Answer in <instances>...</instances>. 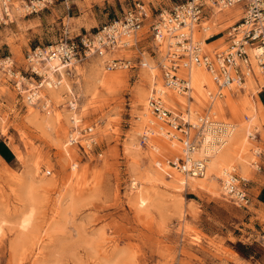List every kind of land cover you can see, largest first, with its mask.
I'll use <instances>...</instances> for the list:
<instances>
[{"label":"rangeland","instance_id":"rangeland-1","mask_svg":"<svg viewBox=\"0 0 264 264\" xmlns=\"http://www.w3.org/2000/svg\"><path fill=\"white\" fill-rule=\"evenodd\" d=\"M63 1L49 0L38 12L27 13L21 8L24 1L14 0V21L0 26V148L8 156L0 153V264H264V209L253 198L264 186V114L260 112L252 123L253 136L247 135L250 142L242 147L243 156H250L248 163L254 164L248 167L249 175L241 176L237 165L228 168L247 179L252 189L249 208L225 195V170L217 180L216 191L194 190L188 184L180 192L175 191L169 186L171 175L188 180L191 177L158 162L179 155L180 144L175 152L162 147L153 152L150 144H157L158 139L170 141L155 134L149 144L142 142L151 125L149 120L142 123L139 119L144 105L137 102L138 90L145 87L148 99L153 86L162 84L159 63L164 50L157 47L152 36L144 34L146 38L138 48L118 52L117 56L132 58L135 63L141 56L156 69V79H150L148 65L108 71L102 65L103 59L94 57L104 75L124 78L121 83L102 84L93 77L95 60L89 57L75 64L57 90L59 98L51 90H43L51 103L48 109L40 104L29 105L26 94L15 88L13 79L3 70L4 58L11 56L17 71L26 74L25 54L31 47L59 39L64 26L76 34L85 32L84 23L90 29V19L101 25L120 16L132 0H74L75 4L69 0L71 15L77 12L78 18H69ZM142 1L160 10L183 0ZM223 11L210 15L203 24L209 27L207 32L220 30L216 34L225 35L215 43L203 44L209 51L226 46L216 48L242 16L240 12L238 17L222 20ZM216 19L218 25H213ZM200 32L195 36L201 40L205 33ZM253 80L248 79L247 89L225 90L213 104V120L235 125L248 122L250 113L243 98L250 92L252 99L263 84L261 76L259 84L255 80L254 85ZM205 88V105L198 103L193 93L194 100L190 102L171 92L169 97L173 105L180 103L185 108L188 104L192 112L203 113L209 106L206 92L215 90V85L206 84ZM73 94L77 97L76 114L69 107ZM228 95L236 109L226 104ZM220 101L225 111L218 109ZM73 115L81 128L94 127L95 144L88 149L80 140V144L68 145L67 155L58 140L68 142ZM45 119L50 121L46 126L41 124ZM159 123L155 121V126ZM198 153L197 156L205 155ZM36 166L40 167L38 174ZM152 167L164 170V180L149 178ZM138 194L148 197L145 205L139 203Z\"/></svg>","mask_w":264,"mask_h":264},{"label":"built area","instance_id":"built-area-1","mask_svg":"<svg viewBox=\"0 0 264 264\" xmlns=\"http://www.w3.org/2000/svg\"><path fill=\"white\" fill-rule=\"evenodd\" d=\"M23 1L25 4L21 8L27 13L38 12L49 3V0ZM234 6L240 8L242 16L229 27L227 45L207 50L195 34L208 31L209 27L203 25L209 20L208 16L213 17ZM14 8V0H0V26L14 21ZM144 34L152 36L158 48L163 47L164 55L159 63L162 84H155L147 99L153 119L149 120L151 127L143 134L142 142L149 144L152 138L160 135L171 143L180 144L179 155L158 164L163 167L165 163L189 177H202L207 170L208 156L196 153L214 122L213 104L227 89H244L250 78L258 80L261 76V87H264V0H183L160 10H153L141 0H133L120 16L95 31L72 37L65 30L57 41L31 47L25 54L26 74L17 71L11 56L4 58L2 66L13 79L15 88L26 94L30 104L48 109L51 103L43 90L62 86L75 64L86 58H102L107 70L131 69L137 64L147 66L141 56L137 63L132 58L117 56L118 52L138 48L139 42L146 38ZM196 66H202L215 85V90L207 92L209 106L203 113L192 112L188 104L185 108L180 103L173 105L169 97L171 92L187 97L189 102L194 100L191 71ZM69 107L76 114L78 106L74 94ZM72 121L74 125L67 144H80V140H84L86 148H93L94 127L81 128L79 119L72 117ZM155 121L160 122L159 126H155ZM222 184L231 201L249 208L252 196L245 178L229 170Z\"/></svg>","mask_w":264,"mask_h":264},{"label":"bare ground","instance_id":"bare-ground-1","mask_svg":"<svg viewBox=\"0 0 264 264\" xmlns=\"http://www.w3.org/2000/svg\"><path fill=\"white\" fill-rule=\"evenodd\" d=\"M240 12H241L240 8L238 6H234V7H231L229 9H226L225 11H223L220 14V17L222 18V20L223 19H230L231 17H238V15L241 14ZM218 21L219 20L216 19V21H214V24L213 25H216V24L218 25ZM217 32H220V30L217 31ZM217 32H205V36H203V39H201L202 43L205 44L206 46L209 45L210 43H207L206 40L208 38H210L213 34H216ZM199 33H201V32H199ZM162 49H163V47H162ZM143 55H144V53H143ZM93 58H92V60H93ZM94 60H95V58H94ZM92 63L93 64H92V70L91 71L94 73V76L93 77H95V79L98 82H100L102 84H109V83H121V82L124 81V78L122 76H120V75H117V74L116 75H109V76L106 75V74L104 75L102 73V66L98 62V58L94 62L92 61ZM102 65H105V64H102ZM148 67L150 68V70L152 72L150 79H153V80L156 79V76H157L156 69L153 66H151V65H148ZM140 74H142V76L145 75V73H144V75H143V73H140ZM148 75H146L145 78H147ZM191 78H192V86H193V96L195 97V99H196V101L198 103L204 104L206 102V100H207V98L205 97V92H204V90H206V88H205L206 87V84H208V86L214 85L213 84V79H212V77L207 73V71L202 66H196V67L193 68V70L191 71ZM95 79H94V81H95ZM253 81H254V85H256L255 80H253ZM95 83H96V81H95ZM262 83H263V81H262ZM246 84H247V82H246ZM249 86H251V84ZM65 87H67V85ZM255 87H257V86H255ZM210 88H213V87H210ZM245 88L247 89L246 86H245ZM48 90H51L50 93H53V95L56 98H59L60 97V92L57 91V90H59V87L58 88H50ZM148 90H150V89H148ZM259 90H256V92H254V95L257 94ZM146 91L147 90H145V87H141L138 90L139 93H137L138 94V99H137L138 104L144 105L143 108H142L143 110L141 111V113L139 115V119L142 121V123H145L148 120H151L152 121V118L150 117V113H149L148 108H147V92ZM245 94H247L246 95V98H243V99H245V101H246L245 102V107H246V109L250 113V119H249V121L248 122H244L243 121L240 124L235 125L234 123H230L229 121H225V120L222 121L220 118H217V119H220L221 121L216 122L217 120L216 121L214 120V122L211 123V125L208 127V129L206 131L205 139H204V141L202 143V147L199 150V153L202 152V154L204 153L205 155L208 156V160H207L208 161L207 162V172H206V174L204 175V177H191L189 180L188 179H185V178L181 179L177 175L173 174V175H171L172 176L171 183H169L170 184L169 186L172 189H174L177 192H180L183 189V187L188 184L194 190H196V189H208V190L216 191V189H217L216 183H217V180L220 179L222 172L225 170V172H224V177H225V174L227 173V171H229L228 168L233 167L234 165L239 166L240 167L241 174H242L241 176H244L245 178H247V176L249 175V168L248 167H249L250 164H252V166H254V164L251 163L250 161L248 163V158L250 156L248 158H245L243 156L244 150L242 149V147L246 145L245 142H247V141L250 142L249 139H248V137H247V135H250L252 133V131H251V128H253L252 127V123L256 122V120L259 118L260 110H262L263 106L260 103L259 99L256 100L254 98V95H253V97L251 99V97L249 95L250 92H249V94H248V92H246ZM176 97H178V99H180V100H183L182 97H179L178 95ZM255 97H258V96L255 95ZM172 102H173V99H172ZM225 102H226L227 105H229L231 107V109H236V107L233 105L232 99H231V97H229V95L227 97V100H225ZM216 103H217V101H216ZM216 103H214V104H216ZM29 105H32V104H29ZM217 107H218V109L221 110V112L224 110L223 104L221 103V101H220V103H218ZM197 112H198V110H197ZM218 115H219V112H218ZM73 118H75L77 120V118L74 115H73ZM48 120L45 119L43 122H41V124H44L45 126L48 125L49 122H50ZM56 120H57V118H56ZM71 120H72V118H71ZM142 123H140V124H142ZM245 124H246V126H245ZM144 125H141V126H143V128H144ZM248 125H249V128H247ZM254 126H255V124H254ZM135 132H136V129H135ZM140 132H138V133H140ZM137 136L138 135H136V137ZM138 142H139V140H138ZM58 144H60L59 146L62 145V147L65 148L66 152L68 153L67 155L70 154L69 153V149H68L69 146H68V144L65 141H63V139L61 140L59 138ZM250 145L252 146V144H250ZM149 147H151V150L153 152H154V150H159L161 147L164 148V149H167L169 152H175V151L178 150V144L177 143H171V142L169 143L168 141L166 142V141H164L162 139H158L157 140V144L156 143L155 144H152V146H149ZM14 150H15L16 154L19 156V158H21V153L17 149H14ZM248 155H251V154H248ZM250 159H252V158H250ZM252 162H254V160ZM236 168H238V167H236ZM39 170H40V167L39 166H36V169H35L36 174H38L37 172H39ZM163 171L164 170H162V168L160 169V168H157V167L156 168L152 167V169L150 170V177L149 178H151V179H158V180H164V178L167 175ZM74 173H75V176L78 175L77 171L76 172L74 171ZM43 176H42V178H43ZM44 179H42V180H44ZM40 184H42V182H40ZM138 195H139L138 196L139 203L141 205H145V203H147L146 202V199L148 197L145 199L142 194H138ZM144 196H145V194H144ZM138 200L136 199V202H138ZM29 243H30V241H29Z\"/></svg>","mask_w":264,"mask_h":264},{"label":"crops","instance_id":"crops-1","mask_svg":"<svg viewBox=\"0 0 264 264\" xmlns=\"http://www.w3.org/2000/svg\"><path fill=\"white\" fill-rule=\"evenodd\" d=\"M71 1H73L72 2V4H75L76 3V1L74 2V0H71ZM133 1V0H132ZM142 1V0H141ZM64 3H65V5H66V9H67V11H68V16H69V18H78L79 16L77 15V12H76V14L75 15H71V6H70V4H69V0H65V1H63ZM144 2V1H143ZM69 10H70V12H69ZM155 10H157V9H155ZM66 11V12H67ZM82 16V15H81ZM118 17V16H117ZM116 17V18H117ZM64 18H66V16L64 17ZM113 19H115V18H113ZM113 19H111V20H113ZM208 19H210V16H208ZM90 21V25H89V27H90V29L88 28V23H84L83 24V26H82V29H84L85 30V32H91V31H95V30H97V28H99L100 26H102L104 23H106V22H108V21H105V22H103L101 25L99 24L100 22H92L91 21V19L89 20ZM110 21V20H109ZM65 28L63 29V33H64V31L65 30H68L69 31V36H72V37H75V36H78V35H80L81 33H85V32H83V31H81V32H78V33H76V34H72V30L68 27V26H64ZM63 33L62 34H59L60 35V37L61 36H63ZM32 35V34H31ZM225 35L224 34H213L212 35V39H211V41H209V42H207V43H210V44H212V43H215V42H217L218 40H220V39H222L223 37H224ZM52 37H55L54 35H51V37L50 38H52ZM59 37V38H60ZM57 40H58V38H57ZM57 40H53L54 42L55 41H57ZM228 40V38H226L225 39V41L223 42V44H221V45H218V46H216V48H219V47H223V46H225V45H227V41ZM50 43H52V41L50 40L49 41ZM47 44V43H46ZM256 83L257 84H259L258 83V80H256ZM258 99H259V101H260V103L262 104V106H263V111L262 110H260V112H262L263 114H264V87L263 88H261L260 90H259V92H258ZM263 117H264V115H262ZM248 190H249V193H250V195H251V191H252V189H249V187H248ZM252 196V195H251ZM254 200L256 201V203L258 204V206H260V208H263L264 209V186L263 187H260V188H258V190L255 192V195H254Z\"/></svg>","mask_w":264,"mask_h":264},{"label":"trees","instance_id":"trees-1","mask_svg":"<svg viewBox=\"0 0 264 264\" xmlns=\"http://www.w3.org/2000/svg\"><path fill=\"white\" fill-rule=\"evenodd\" d=\"M0 153H1L5 158H8V156L5 155V153L2 151L1 148H0Z\"/></svg>","mask_w":264,"mask_h":264}]
</instances>
